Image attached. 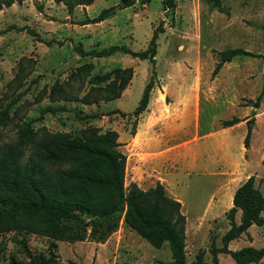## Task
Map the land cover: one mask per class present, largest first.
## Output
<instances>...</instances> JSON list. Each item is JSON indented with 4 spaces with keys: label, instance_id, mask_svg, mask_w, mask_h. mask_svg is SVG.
I'll list each match as a JSON object with an SVG mask.
<instances>
[{
    "label": "rangeland",
    "instance_id": "374dc122",
    "mask_svg": "<svg viewBox=\"0 0 264 264\" xmlns=\"http://www.w3.org/2000/svg\"><path fill=\"white\" fill-rule=\"evenodd\" d=\"M118 2L120 0H94L87 13L77 8L78 5L69 13L62 2L54 0H23L0 9V109H7L10 116V122L0 128L2 138L13 137L16 121L36 118L40 109L47 104L63 105L65 108L55 113L46 112L42 118L34 120L32 124L37 129L44 127L49 132L68 131L78 135L90 125L105 130L115 118H119L123 122L122 127L134 131L139 114L135 116L131 111L137 105L152 68L147 58L137 64L136 73L124 96L106 101L101 106L75 98H60L51 102L48 92L50 86L59 81L64 85L66 94L80 97L90 84L87 78H68L76 66L92 62L91 74L103 73L110 68L106 55H81L77 46L98 50L99 46L125 44L134 50L144 49L153 28L161 23L163 30L158 32L156 54L160 69L166 66L164 59L168 49L174 46L176 52H179L175 42L180 34L186 33L192 39L201 37L207 48L208 54L203 59L206 75L204 82L217 87L215 94L220 93L218 86L233 81L235 87L228 94L231 101L237 94L240 104L247 103V98H255L263 91L259 106H252L251 109L255 120L248 153L252 157L251 164L264 170V0H222L230 8L229 14L218 10L206 0H135L132 5L117 8L101 24L80 23L86 15L94 16L102 8ZM170 26L176 29L175 32ZM27 28L38 34L28 32ZM47 41L51 44H47ZM232 46H241L257 54L236 55L212 76L216 59L214 50ZM125 55L132 57L130 54ZM180 55L189 57L192 53L180 51ZM236 68L237 75H229V71ZM234 104H225L223 101L213 103L202 98V124H207L214 114L227 117L244 111ZM115 106L124 108L127 114L120 112L113 116L111 111L101 112ZM237 132L240 133L241 129L235 131L234 135ZM238 139H234L235 150L239 147ZM255 178V185L264 192V175ZM185 182H189L188 187L183 185L184 188L180 190L188 200L185 206L189 218L188 227L185 228L186 261L194 259L200 249L204 250V259L212 261L211 247L222 245V235L230 227V220L226 212L214 219H193L194 201L203 205L202 201L212 190L214 181L201 171H190ZM236 215L237 212L235 221L239 222ZM117 218L116 229L102 241L94 238L90 232L91 226H84V223L78 225L81 238L73 241L58 239L54 240L55 244L50 237L38 233L24 230L2 232L0 264L12 257L23 260L28 258L20 242L22 236L26 238L27 247L35 256L53 253V264H69V261L75 264H166L171 259L167 242L161 247H155L127 226L121 214ZM229 243L230 249H239L245 245L264 246V223L262 226H253ZM217 256L220 264H237L230 253L219 252ZM245 264H264V255L257 261Z\"/></svg>",
    "mask_w": 264,
    "mask_h": 264
},
{
    "label": "trees",
    "instance_id": "16d2710c",
    "mask_svg": "<svg viewBox=\"0 0 264 264\" xmlns=\"http://www.w3.org/2000/svg\"><path fill=\"white\" fill-rule=\"evenodd\" d=\"M23 0H0V9ZM62 2L71 13L79 4H89L93 0H54ZM135 0H120L116 5L102 8L96 15L87 16L80 23L98 22L113 14L117 8L132 5ZM218 10L230 13V8L222 0H206ZM39 7L40 4H37ZM161 23L153 28L144 49L134 50L125 44H110L98 50L77 46L81 55H107L116 50L127 52L141 59L148 58L152 73L144 85L142 94L132 114L141 113L147 106L150 90L154 84V62L157 52L158 32ZM24 27H21L23 29ZM28 32L37 35L33 29ZM47 44H51L47 41ZM215 63L211 75L217 74L224 62L236 54L256 55L241 46L215 49ZM92 62L76 66L68 78H87L88 90L80 97L68 95L65 87L55 81L49 89L51 102L57 99H78L84 103L98 102L118 97L128 85L133 74L132 66H115L103 73L91 74ZM105 82L104 85H100ZM264 90V87L263 89ZM261 91L255 98H247V103L259 106ZM63 105H44L36 118L21 119L14 123L15 133L11 138L0 134V233L10 230H24L45 235L54 240H76L82 233L79 223L91 226V234L102 241L118 225V215L123 222L135 230L155 247L168 243L171 259L166 264H220L219 252L230 253L237 264L257 261L264 255V246L245 245L230 249L231 239L245 232L252 224L264 223V192L255 185L254 175L247 177L235 189L233 205L226 210L230 227L222 235V245L211 247L212 261L204 259L200 249L195 258L186 261V216L181 210L179 199L169 195L164 185L143 188L136 182L125 184L126 154L119 148L118 133L115 129L101 130L96 125L85 127L74 135L68 131L49 132L44 127L37 129L33 121L42 118L46 112L55 113L64 109ZM127 114V113H122ZM240 117L220 120L223 126L239 121ZM254 116L246 120L244 145H250ZM10 122L7 109H0V128ZM241 210L240 221H235V212ZM85 218H88L86 221ZM75 223V224H74ZM84 228V227H83ZM22 246L28 258H10L1 264H53L54 254L35 256L27 247L22 236ZM2 247L0 245V251ZM69 264H75L69 261Z\"/></svg>",
    "mask_w": 264,
    "mask_h": 264
},
{
    "label": "crops",
    "instance_id": "0c3cea01",
    "mask_svg": "<svg viewBox=\"0 0 264 264\" xmlns=\"http://www.w3.org/2000/svg\"><path fill=\"white\" fill-rule=\"evenodd\" d=\"M91 3L79 4L77 8L87 13ZM104 19L88 23L101 24ZM170 27L175 32L176 29ZM175 43L179 52H176L174 46L168 49L164 59L166 66L163 69L159 68L157 52L155 54L154 84L150 90L146 108L139 113L135 130L130 131L122 127L123 122L119 118H115L107 129L117 131L119 148L126 154L125 184L136 182L139 186L147 188L160 181L169 195L180 200L181 210L186 216L187 229L189 218L185 206L188 205V200L184 198V193L180 188L183 189V185L188 187L189 182H185V179L190 171H201L214 181L212 190L202 201L203 205L198 201H194L192 205L195 207L192 218L202 221L205 218L208 220L224 215L226 210L233 205V194L239 184L250 175L254 177L264 175V170L262 167L251 164L252 157L248 153L250 147H245L242 142L247 129H245L246 120L252 116V105L240 104L236 98L237 94L233 97V101L229 100L228 94L230 89L235 87V81L218 86L219 94H215L217 87L204 82L206 75L203 71V59L208 51L201 37L192 39L184 33L178 36ZM101 47L104 46L98 48ZM180 51L186 54L192 53V56L182 57ZM125 54L129 53L116 50L105 56L111 64L108 70L115 66L133 67L130 82L121 94L113 99L122 98L127 92L136 73V66L142 60L131 54V58L127 57ZM124 60L127 62H123ZM231 60L224 62L223 65L230 63ZM221 68L223 69L222 66ZM237 73L238 68L229 71V75L232 76H236ZM202 98L213 103L221 101L225 104L235 103V106L244 111L232 113L227 117L214 114L207 124H202ZM113 99L93 103L101 106ZM106 111H111L113 116L120 112H128L120 106L101 110V112ZM232 115L242 119L231 125L220 124L221 119ZM239 128L241 132L234 135ZM253 131L254 128H252L251 135ZM234 139H238L237 150L233 148ZM236 212V218L240 219L241 210L237 209ZM261 214L264 216V212ZM257 225L262 226L263 223H252L247 230Z\"/></svg>",
    "mask_w": 264,
    "mask_h": 264
}]
</instances>
